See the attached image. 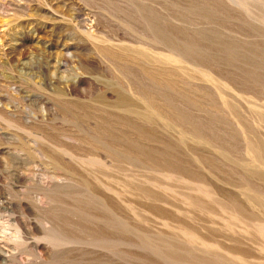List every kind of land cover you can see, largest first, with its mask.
Instances as JSON below:
<instances>
[{"label":"rangeland","instance_id":"374dc122","mask_svg":"<svg viewBox=\"0 0 264 264\" xmlns=\"http://www.w3.org/2000/svg\"><path fill=\"white\" fill-rule=\"evenodd\" d=\"M239 1L0 0V264H264V0Z\"/></svg>","mask_w":264,"mask_h":264},{"label":"bare ground","instance_id":"6f19581e","mask_svg":"<svg viewBox=\"0 0 264 264\" xmlns=\"http://www.w3.org/2000/svg\"><path fill=\"white\" fill-rule=\"evenodd\" d=\"M237 7H240V8H244L245 9V7H246V2L245 1H243V0H241V1H239L237 4ZM161 25H162V23H161ZM157 32V31H156ZM165 31H163V33H164ZM162 33V32H161ZM157 34H158V32H157ZM156 33H154V34H152L153 36H152V38H153V40L155 41V42H157V43H161V44H163V42L161 41L162 39H161V37H160V35L158 36ZM164 39V38H163ZM168 42V41H167ZM172 43V42H171ZM176 55H183V53L182 52H180L179 50L177 51V53H175ZM131 84V83H130ZM133 85V84H132ZM131 87V86H130ZM132 91H134V90H132ZM159 107V106H158ZM158 112V111H157ZM184 122V121H183ZM245 133V132H244ZM246 138H247V136H246ZM250 153V152H249ZM4 160V159H3ZM7 163V162H6ZM7 165V164H6ZM62 165V164H61ZM24 207V206H23ZM15 237H19V235H17L16 234V236Z\"/></svg>","mask_w":264,"mask_h":264}]
</instances>
